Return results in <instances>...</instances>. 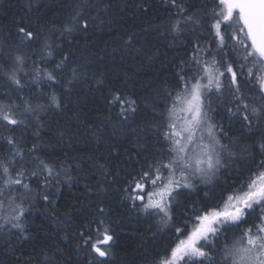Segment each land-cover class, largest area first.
Returning a JSON list of instances; mask_svg holds the SVG:
<instances>
[{"label": "trees", "instance_id": "16d2710c", "mask_svg": "<svg viewBox=\"0 0 264 264\" xmlns=\"http://www.w3.org/2000/svg\"><path fill=\"white\" fill-rule=\"evenodd\" d=\"M181 2L183 16L199 18L200 23L182 21V31L176 33L171 25L182 16L166 0H0V102L20 105L25 120L11 135L29 161V171L36 168L31 161L39 157L59 173L50 183L43 176L29 177L32 191L23 198L24 231L10 225L0 228V264H88L78 233L101 207L114 233L108 264H157L177 242L175 228L185 226L194 208L206 202L216 206L225 192L247 178L253 160L260 158L264 130L258 121L243 126L228 111L232 97L222 100L213 94L209 114L219 126L220 142L232 151L235 139L248 137L243 156L225 163L223 152V166L211 182L196 179L194 188L180 189L167 224L159 215L143 212L141 202L133 206L126 198L128 175L166 152L160 129L166 125L168 93L177 89L180 69L188 70L186 61L196 42L206 46L210 39L206 6L213 0ZM77 11L87 18V30L64 31ZM19 23L39 33L30 46L16 38ZM45 43L52 45L51 57ZM17 54L25 57L18 71L25 87L19 90L6 75L20 67L14 65ZM61 60L63 66L57 68ZM47 72L56 75L55 84L44 78ZM242 87L251 103H260L251 86ZM112 88L136 102V112L126 120L117 115L118 109L109 108L106 97ZM52 95L60 101L59 109L49 106ZM24 101L37 110L25 113ZM8 135L0 128V161L9 157ZM33 145L35 153L30 152Z\"/></svg>", "mask_w": 264, "mask_h": 264}, {"label": "snow or ice", "instance_id": "6c2138e0", "mask_svg": "<svg viewBox=\"0 0 264 264\" xmlns=\"http://www.w3.org/2000/svg\"><path fill=\"white\" fill-rule=\"evenodd\" d=\"M166 3L182 16V20L177 19L171 25L174 32L182 31V21L200 23L199 18L183 16L186 10L181 0H166ZM206 8L210 12L205 21L210 39L206 46L196 42L190 60L186 61L188 70L180 69L178 87L174 93H168L166 125L160 129L167 142L166 152L147 168L129 174L124 181L126 198L133 206L141 202L139 207L143 212L159 215L164 224L172 219V204L180 189L194 188L196 179L211 182L223 166L222 153L234 155L221 144L219 126L210 118L212 95L223 96L226 91L233 104L228 111L243 126L250 128L253 122L264 120V0H213ZM76 27L82 31L88 28L87 18L79 11L64 31L70 33ZM38 37L39 33L30 27L17 25L16 38L21 45L30 46ZM44 49L51 57L52 45L45 43ZM13 59L14 65L20 67L6 73L7 79L15 89H23L25 84L18 71L22 70L25 57L17 54ZM63 63L61 60L56 67L61 68ZM44 78L53 84L57 82L52 72H47ZM242 85L251 86L249 91L259 98V104L245 97ZM106 101L110 110L118 109L117 115L125 120L136 112L135 100L120 89H110ZM49 106L61 107L56 95L50 97ZM20 107L11 100L0 102V128L9 132L5 139L11 146L9 157L0 161V228L10 225L23 234L27 211L23 198L32 191L27 182L29 177L43 176L50 183L49 178L55 179L59 173L39 157L31 161L36 164L34 170L25 167L29 161L11 135L25 124ZM36 110L29 101H24L25 113ZM36 151L37 146L33 145L30 152ZM259 153L260 158L253 160V168L238 188L225 192L216 206L206 202V206L194 208L185 226L175 228L177 242L157 264H264V139L259 142ZM43 199L48 200V195ZM6 207L10 211L5 212ZM83 227L78 236L88 253V264H108L114 233L104 217V209L99 208L97 215ZM235 229H239L238 234L229 239L228 234Z\"/></svg>", "mask_w": 264, "mask_h": 264}, {"label": "rangeland", "instance_id": "374dc122", "mask_svg": "<svg viewBox=\"0 0 264 264\" xmlns=\"http://www.w3.org/2000/svg\"><path fill=\"white\" fill-rule=\"evenodd\" d=\"M216 95H218V94H216ZM218 97H219V99L227 100V98L230 97V95L225 91V93H224L223 96H219L218 95ZM212 99H215V96L214 95L212 96ZM212 104L213 103L211 102V105ZM258 123L260 124L259 125L260 128H262L264 130V120H260V121H258ZM263 135H264V132H263ZM247 136H249V135H247ZM248 139L249 138L246 137V136H242V139L241 140L235 139L233 141V145H234L235 150H232L231 151L232 153H234V155L233 156H229L228 152L225 151V157H224L223 161L226 163V162H230L231 160H235L237 158H241L243 156V151L245 150L244 149V146H243L244 145L243 143H246V141H248Z\"/></svg>", "mask_w": 264, "mask_h": 264}]
</instances>
